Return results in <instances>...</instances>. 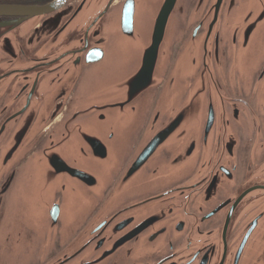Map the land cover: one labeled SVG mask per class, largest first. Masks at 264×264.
<instances>
[{"label": "flooded vegetation", "instance_id": "af4514ba", "mask_svg": "<svg viewBox=\"0 0 264 264\" xmlns=\"http://www.w3.org/2000/svg\"><path fill=\"white\" fill-rule=\"evenodd\" d=\"M187 1L164 81L102 199L74 225L58 217L33 229L15 213L31 161L74 116L96 75L108 70L111 23L128 0H0V264H72L59 257L69 247L68 255H78L80 264H264V24L259 41L239 42L225 33L248 0H225L217 33L202 52L201 66L211 68L215 86L205 87L192 166L102 210L135 157L192 93L193 81L174 114L148 130L185 43L207 30L214 0ZM254 16L264 20V12ZM178 36L184 42L174 57ZM17 138V148L8 152ZM145 202L155 203L161 217L156 234L153 222L135 233L145 221L141 212L129 210ZM104 223L105 232L98 229Z\"/></svg>", "mask_w": 264, "mask_h": 264}, {"label": "water", "instance_id": "95a60500", "mask_svg": "<svg viewBox=\"0 0 264 264\" xmlns=\"http://www.w3.org/2000/svg\"><path fill=\"white\" fill-rule=\"evenodd\" d=\"M224 2L213 1L209 18H205L206 32L193 34L185 43L148 130H153L163 116L174 114L193 81L192 93L187 95L174 119L135 157L102 210L114 209L128 195L179 177L194 163L197 145L193 141L200 134L205 87L215 86L212 70L202 68L201 57L207 39L217 33ZM187 3V0H128L117 10L110 28L114 37L112 63L108 70L96 75L93 90L87 91L74 116L31 161L26 183L16 200L18 221L30 224L33 229L58 217L74 225L102 199L144 125L153 93L164 81ZM257 12H264V0L241 3L225 25L228 37L239 42L259 41L264 20L259 22L254 16ZM258 29L261 33L256 32ZM17 144L18 138L7 151L14 152ZM35 144L34 140L28 145L27 153ZM144 204L129 210L141 212L145 221L135 233L153 222L152 231L156 234L161 217L153 211L155 203ZM123 213L120 211L112 220ZM108 223L98 229L105 232ZM103 245L105 241L101 240L100 246ZM69 249L59 257L80 264L81 258L69 256Z\"/></svg>", "mask_w": 264, "mask_h": 264}, {"label": "rangeland", "instance_id": "374dc122", "mask_svg": "<svg viewBox=\"0 0 264 264\" xmlns=\"http://www.w3.org/2000/svg\"><path fill=\"white\" fill-rule=\"evenodd\" d=\"M183 37H177L173 46V55L174 57L181 51V47L183 45Z\"/></svg>", "mask_w": 264, "mask_h": 264}]
</instances>
